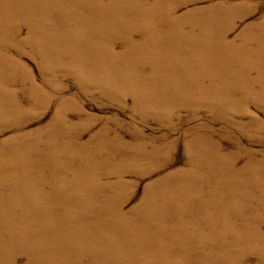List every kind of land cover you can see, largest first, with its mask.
I'll list each match as a JSON object with an SVG mask.
<instances>
[{
	"label": "rangeland",
	"instance_id": "rangeland-1",
	"mask_svg": "<svg viewBox=\"0 0 264 264\" xmlns=\"http://www.w3.org/2000/svg\"><path fill=\"white\" fill-rule=\"evenodd\" d=\"M162 5H138L141 28L182 19L179 44L248 56L187 59L163 42L153 58L143 30L128 36L135 50L125 37L115 50L0 46V158L17 156L43 195L17 194L0 214L18 264H264V244L247 237L264 232V0ZM27 7L34 26L65 25L28 3L15 10ZM225 220L246 235L240 246Z\"/></svg>",
	"mask_w": 264,
	"mask_h": 264
},
{
	"label": "bare ground",
	"instance_id": "bare-ground-1",
	"mask_svg": "<svg viewBox=\"0 0 264 264\" xmlns=\"http://www.w3.org/2000/svg\"><path fill=\"white\" fill-rule=\"evenodd\" d=\"M163 1L164 0H0V46L12 45L5 41L9 40V42L12 43L13 41L16 42L19 50L26 45H29V47L33 49H38L43 44H51L55 48L63 50L64 45L77 40L85 48L115 50L116 48L120 49V45H117V42L122 37H125L126 44L124 47L135 50L133 44L128 41V36L136 31L143 30L148 31V34L140 49L144 50L146 54L153 58L160 57L159 47L163 42L167 43L170 52L182 54L187 59H208L219 55H223L229 59H235L239 56H248V52L246 53L244 49L230 48V54H221L219 51L215 50L214 47L199 45L185 46L179 44L180 35L185 33L182 27L185 26V24L182 19L172 28L169 24L168 26L164 24L162 26V34L150 31L146 27L141 28L137 22V16L140 15L137 10L138 5L146 8L149 15L153 13L161 14L162 11L169 9V7H164L162 5ZM27 3L28 5L41 9L43 12L51 10L53 13L58 14L61 21L65 22V25L53 24L49 28L44 25H32V22L35 20L33 16L35 11L29 7H27L25 11L15 10L16 6ZM7 9L11 11L9 14L5 13ZM24 30H26L25 37H23V33L25 34ZM46 37H55L64 41L52 43L48 42ZM87 37H96L99 41L86 42L85 38ZM197 102L202 103L203 106L206 104V99L203 94H198ZM165 117H169L168 113L165 114ZM19 161L20 159L17 156L9 160L0 158V174L9 168V166H13L10 167L11 169L9 172L3 173L5 178L1 177L4 180H2V184L0 183L3 187V191L0 193V204L13 205L0 207V214L4 217H8L11 211L17 209L19 205V201L15 197L17 194L25 192L28 196H35L34 199L40 198L42 200L43 198V195L38 189L32 188L33 174L28 171L30 168L26 166L23 167L22 170L15 168ZM41 200L39 202H42ZM42 206L47 207V204L43 203ZM44 224L55 228L57 231L65 229L60 223L51 222L48 218L44 220ZM2 232L3 230H0V241L7 242L9 249L0 253V264H18L14 258L15 253L13 252L15 249V241L12 239L11 234L5 235L1 234ZM222 232L235 239V247L240 246V242L246 237L241 229L234 223H228V220L224 221ZM59 234L64 236L62 232H59ZM12 235L20 236L17 233H13ZM247 237L252 241L249 245L250 249H253L257 243L264 244V232L258 226H255L254 232ZM94 251L95 247L92 246L90 252L93 253Z\"/></svg>",
	"mask_w": 264,
	"mask_h": 264
}]
</instances>
